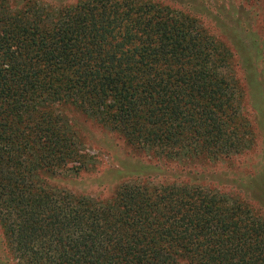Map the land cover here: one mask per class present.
<instances>
[{
    "label": "trees",
    "instance_id": "obj_1",
    "mask_svg": "<svg viewBox=\"0 0 264 264\" xmlns=\"http://www.w3.org/2000/svg\"><path fill=\"white\" fill-rule=\"evenodd\" d=\"M214 37L157 0H0V244L12 264H264V215L195 181L194 162L249 144ZM78 121L167 162L132 167L139 178L119 168L104 198L57 187L96 164Z\"/></svg>",
    "mask_w": 264,
    "mask_h": 264
},
{
    "label": "rangeland",
    "instance_id": "obj_2",
    "mask_svg": "<svg viewBox=\"0 0 264 264\" xmlns=\"http://www.w3.org/2000/svg\"><path fill=\"white\" fill-rule=\"evenodd\" d=\"M73 0H63L71 2ZM166 3L171 8L187 9L199 22H203L209 27V31L214 38L222 40L229 48L231 57L229 58V69H227L238 86L242 88L243 97L241 101L242 113L249 121V144L246 149L221 158L213 162H194L192 166L202 171L199 179L195 180L208 188L226 193L238 200L245 202L250 208L264 215V31H260L263 37L257 44L261 50L259 54H253L248 45V30L250 29L249 19L258 18L252 15L255 9L253 0H157ZM230 2L226 9V15L217 13V8L221 2ZM262 3V4H260ZM264 5V0L258 2ZM264 13V7L261 9ZM238 15L237 28L225 27L227 18H234ZM260 19V20H259ZM256 19L255 28L264 26V14ZM234 20V19H232ZM237 21V20H236ZM245 28V29H243ZM256 29V28H255ZM243 30V31H239ZM245 30V31H244ZM259 35V34H258ZM236 37L240 38L237 39ZM255 67L247 68L249 63ZM80 122V121H78ZM86 125V126H84ZM79 134L83 142L84 149L94 157L95 166L89 170L74 174L71 177L58 176L51 180V184L57 187L66 188L77 194H87L93 197H108L112 192L115 171L121 168L119 176L121 179L127 176L139 178L133 172L132 167L146 165H164L167 161H157L154 157L132 150L123 142L114 138H108L107 133H103L102 138L108 140L109 146L97 138L99 127H94L92 122H80L78 124ZM93 127L94 130L89 129ZM245 140V138H244ZM117 143V149L112 144ZM174 165V164H170ZM115 172V173H114ZM125 174V175H124ZM132 174V175H131ZM142 176H140L141 178ZM170 175L166 178L168 179ZM0 264H12L8 254L0 244Z\"/></svg>",
    "mask_w": 264,
    "mask_h": 264
}]
</instances>
